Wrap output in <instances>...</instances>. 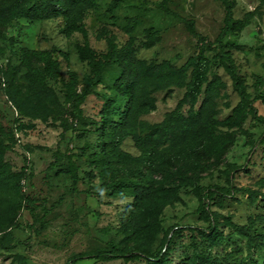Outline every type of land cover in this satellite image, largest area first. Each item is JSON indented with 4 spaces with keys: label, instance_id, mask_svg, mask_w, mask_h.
<instances>
[{
    "label": "rangeland",
    "instance_id": "374dc122",
    "mask_svg": "<svg viewBox=\"0 0 264 264\" xmlns=\"http://www.w3.org/2000/svg\"><path fill=\"white\" fill-rule=\"evenodd\" d=\"M34 1L0 0V264H264V0H74L10 18ZM123 48L152 73L204 48L209 104L207 84L182 103L187 75L145 84L128 116ZM90 52L113 55L97 86Z\"/></svg>",
    "mask_w": 264,
    "mask_h": 264
},
{
    "label": "trees",
    "instance_id": "16d2710c",
    "mask_svg": "<svg viewBox=\"0 0 264 264\" xmlns=\"http://www.w3.org/2000/svg\"><path fill=\"white\" fill-rule=\"evenodd\" d=\"M74 0H64L63 3L56 2L54 0H35L34 4L32 6H26V4H21L15 9V15H11L10 18L14 17H24V18H31L34 19L36 17L43 18L45 15H49L52 12L59 13L61 11L66 12L70 11L71 9V3H73ZM77 3V1H76ZM247 25V23H245ZM125 50H119L115 54L117 57L121 58V66L122 74L118 78V82L115 84V89L120 92L123 96L127 97V104L129 105V108L131 109L127 110V115L129 116L130 112L136 107L138 104V98L139 91L141 88L145 86V84L148 85V82H151L157 89H165L169 88L171 86H181L185 84V79L187 75H190V81L187 83V91L185 93V96L182 100V103H190L194 104L199 96L203 92V86L205 84L208 85L206 89V93L204 96V101L201 106V109H204V106L209 104L210 100L212 99V88H214V84L212 81H209L208 72L210 70L211 66V60L209 57L205 54V49L202 48L201 52L196 58H192L190 62L187 65L176 67L174 65H171L168 62H165L159 66L155 65L154 70L157 69V73H152L153 71L150 70V67L148 65L142 64L141 67H139L136 64H134L132 56L130 55V51L127 48H123ZM89 52V51H88ZM115 49L110 51L114 55ZM112 56H109L107 54L103 55H96L94 52H90L87 55H85V58L89 61V65L91 66V74L89 75L88 82L90 85L97 86L101 82V78L103 75V72L107 69V67L112 62ZM11 63V62H9ZM152 68V67H151ZM37 69V68H36ZM32 70L35 72H39L40 70ZM153 70V69H152ZM7 73V79L12 82V76L8 75ZM149 73L151 74L152 78L149 77ZM235 88H238V85L235 83ZM74 105L77 104L78 99L73 98ZM206 110H203L201 114L198 116L203 118V115L205 114ZM129 118V117H127ZM128 121V119L126 120ZM205 126H209V122L205 123ZM195 146V145H194ZM156 145L152 144L149 147L148 153L153 156L156 152ZM194 147L191 151L193 152ZM177 152H172L171 155L174 156ZM185 182H187L190 185H194V183L198 182V180H193L192 177L189 179H185ZM1 186V184H0ZM148 187L144 185L141 188V191L146 192ZM150 191H153L157 193L158 190L149 189ZM252 193H255V190H250ZM146 194V193H145ZM258 194V193H256ZM147 195V194H146ZM159 195V194H156ZM18 196V187L15 188V197ZM161 196V195H160ZM162 197V196H161ZM158 202L161 205V201L163 199H157ZM243 234H248L250 236V233L244 230L243 227L240 228ZM244 230V232H243ZM116 258L114 255H109L106 257V260H112Z\"/></svg>",
    "mask_w": 264,
    "mask_h": 264
}]
</instances>
